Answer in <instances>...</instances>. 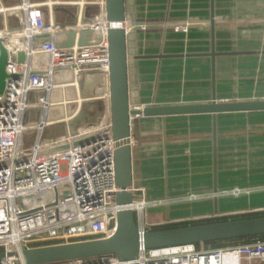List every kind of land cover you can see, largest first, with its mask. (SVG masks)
I'll list each match as a JSON object with an SVG mask.
<instances>
[{
	"label": "built area",
	"instance_id": "1",
	"mask_svg": "<svg viewBox=\"0 0 264 264\" xmlns=\"http://www.w3.org/2000/svg\"><path fill=\"white\" fill-rule=\"evenodd\" d=\"M70 6L77 7L75 21L56 23V9ZM91 6L98 12L88 18L85 12ZM14 14L21 15V22L11 28L7 17ZM0 16V42L8 52L9 76L0 97V253L12 254L3 264H26L22 254L26 249L104 239L115 232L121 209L116 195L121 190L116 184L117 142L112 135L108 37L112 24L107 19L106 0H22L12 8L0 1ZM96 104L97 121L86 123ZM58 124L66 126L65 136L43 140L45 130ZM29 133L35 141L26 146ZM81 141L85 143L74 145ZM61 146L69 148L38 157ZM132 192L135 200L136 193H142L143 209H133L140 230L150 232L152 226L146 223L143 210L161 201H146L142 189ZM246 192L236 188L224 193L239 196ZM198 198L193 195L190 200ZM134 263L264 264V241L219 248L140 249ZM52 264L122 262L110 255Z\"/></svg>",
	"mask_w": 264,
	"mask_h": 264
},
{
	"label": "crops",
	"instance_id": "2",
	"mask_svg": "<svg viewBox=\"0 0 264 264\" xmlns=\"http://www.w3.org/2000/svg\"><path fill=\"white\" fill-rule=\"evenodd\" d=\"M125 2L132 108L264 101V0H215V19L210 0ZM131 133L132 189L161 201L143 210L151 229L264 213V111L217 114L215 129L212 114L140 116Z\"/></svg>",
	"mask_w": 264,
	"mask_h": 264
},
{
	"label": "water",
	"instance_id": "3",
	"mask_svg": "<svg viewBox=\"0 0 264 264\" xmlns=\"http://www.w3.org/2000/svg\"><path fill=\"white\" fill-rule=\"evenodd\" d=\"M210 2L211 18L215 19V0H210ZM106 13L108 22L112 24L108 30L111 61L112 135L113 140L117 142L114 153L116 184L121 190L116 195V205L121 209L116 214L115 232L104 239L26 249L22 253L26 264L63 263L110 255L116 256L122 264H135L134 261L140 249L205 245L264 236V217L161 231L143 232L140 230L133 209L135 195L132 192L131 117L212 114L215 129L217 114L264 111V101L218 103L214 96L209 104L157 106L145 107L141 111L131 110L127 53V36L130 32L125 27L129 21L125 0H106ZM212 34H215L214 27H212ZM43 38H48V36H43ZM212 42V51L209 56L214 62L218 55L215 52L214 37ZM7 62L8 52L0 42V97L5 91L6 81L9 78L6 72ZM83 118L84 115H81L80 119ZM85 142L81 141L74 145H83ZM68 148L69 146L56 147L38 154V157L62 152ZM6 164L3 163V165ZM215 191L217 192V190ZM215 204H217V200ZM214 211L217 213L216 205ZM6 256L10 257L12 254L0 253V264H3Z\"/></svg>",
	"mask_w": 264,
	"mask_h": 264
},
{
	"label": "rangeland",
	"instance_id": "4",
	"mask_svg": "<svg viewBox=\"0 0 264 264\" xmlns=\"http://www.w3.org/2000/svg\"><path fill=\"white\" fill-rule=\"evenodd\" d=\"M0 1L4 7L12 8V7L19 6L22 0H0ZM32 1L33 2H39V1L41 2L44 0H32ZM88 1L98 3L101 0H88ZM1 9H2V11L4 10L3 8H1ZM97 10H98V8L96 6L88 7L86 10L88 15H86V17L89 18L93 15H96L98 12ZM4 11H6V10H4ZM77 13H78L77 7H74V6L60 7V8H58V11L55 14L56 23H58V24L69 23L70 21L76 19ZM70 16H71V18H70ZM72 17H73V19H72ZM7 18H8L9 27L14 28V27H17L20 25L21 15L14 14V15L8 16ZM2 21H3V18H2V16H0V24ZM135 28H136V26H135ZM58 114H59V112H57V111L54 112L55 117ZM99 114H100L99 105H97V104L93 105L92 110L89 113L88 120L86 123L91 124V123H94L95 121H97ZM29 121H32V120L30 119ZM83 123H85V122H83ZM65 134H66V126L58 124V125H55V126H52V127H49L48 129H46L43 136H42V139L43 140H54L56 138H60L62 136H65ZM34 137H35V135L33 136V133L27 134L26 135L27 140H26V142L24 141V144L26 146L33 145L32 141L34 140ZM31 138H32V140H29ZM64 172H65V169H64V167H62V173H64ZM139 200H141V199L139 198ZM32 203L37 204L36 200H34ZM30 205H31V203H30ZM136 216H137V214H136Z\"/></svg>",
	"mask_w": 264,
	"mask_h": 264
},
{
	"label": "trees",
	"instance_id": "5",
	"mask_svg": "<svg viewBox=\"0 0 264 264\" xmlns=\"http://www.w3.org/2000/svg\"><path fill=\"white\" fill-rule=\"evenodd\" d=\"M57 11H58V9L55 11V14ZM85 15H88L87 12H85ZM70 18H71V16H70ZM72 19H73V17H72ZM74 21L75 20H72L69 23H72ZM258 217H264V213L247 214V215H241V216L232 217V218L227 217V218H219V219H210V220L200 221V222H197L194 224H174V225H168V226H160V227H155V228L151 229V231L178 229V228L189 227V226L207 225V224L222 223V222H228V221L252 219V218H258ZM255 241H264V236L254 237V238L238 239V240L221 241V242H214V243H207V244H205V246L211 247V248H219V247L227 246L230 243L247 244V243H252ZM197 246H199V245H197Z\"/></svg>",
	"mask_w": 264,
	"mask_h": 264
},
{
	"label": "bare ground",
	"instance_id": "6",
	"mask_svg": "<svg viewBox=\"0 0 264 264\" xmlns=\"http://www.w3.org/2000/svg\"><path fill=\"white\" fill-rule=\"evenodd\" d=\"M125 27L127 28V30H129V32L135 28L134 24H132V23H127ZM60 101H62V100H60ZM63 107L65 110L67 108V105L65 104V106H63ZM63 117H67V115L65 114ZM133 207H136L138 210L141 211L143 209L144 205L142 203L141 204H135L134 203Z\"/></svg>",
	"mask_w": 264,
	"mask_h": 264
}]
</instances>
